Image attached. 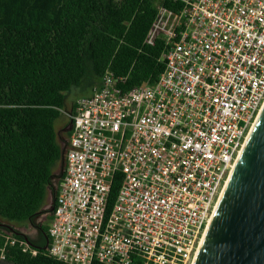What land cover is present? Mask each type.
<instances>
[{
  "label": "built area",
  "instance_id": "2783aa9c",
  "mask_svg": "<svg viewBox=\"0 0 264 264\" xmlns=\"http://www.w3.org/2000/svg\"><path fill=\"white\" fill-rule=\"evenodd\" d=\"M173 1L145 39H164L153 84L123 92L107 70L61 110L70 128L47 255L65 264H192L264 105V0Z\"/></svg>",
  "mask_w": 264,
  "mask_h": 264
},
{
  "label": "trees",
  "instance_id": "16d2710c",
  "mask_svg": "<svg viewBox=\"0 0 264 264\" xmlns=\"http://www.w3.org/2000/svg\"><path fill=\"white\" fill-rule=\"evenodd\" d=\"M159 5L181 6L173 0H0V249L4 235L16 239L5 245L3 263L65 264L47 255L51 210H43L48 191L54 204L63 176L56 122L70 90L89 95L107 70L123 78V92L157 80L164 39H145ZM120 182L118 175L110 204ZM42 212H49L37 226L43 237L11 226L31 224Z\"/></svg>",
  "mask_w": 264,
  "mask_h": 264
},
{
  "label": "water",
  "instance_id": "95a60500",
  "mask_svg": "<svg viewBox=\"0 0 264 264\" xmlns=\"http://www.w3.org/2000/svg\"><path fill=\"white\" fill-rule=\"evenodd\" d=\"M193 264H264V106L228 178Z\"/></svg>",
  "mask_w": 264,
  "mask_h": 264
},
{
  "label": "rangeland",
  "instance_id": "374dc122",
  "mask_svg": "<svg viewBox=\"0 0 264 264\" xmlns=\"http://www.w3.org/2000/svg\"><path fill=\"white\" fill-rule=\"evenodd\" d=\"M83 93H81L79 91V89L73 88L70 90V92L67 94L66 96V108L69 109L71 106V103L73 100H76L78 97L81 96H87V95H81ZM67 118L66 117H62L61 119H59L56 122V131H57V135H58V141L60 143V145L65 149L66 147V140H67V136L65 134L66 130H67ZM60 170V166H58L55 169V172L58 173ZM57 181V179H55V182ZM51 203H52V193L51 191H48L47 197H46V201H45V205L43 207L44 210H47L51 207ZM49 212H42L40 213L36 219H35V223L39 224V223H46V215ZM0 223H2L0 221ZM11 226L13 228H15L16 230H19L21 232H23L24 234L28 235V236H32V233L34 231V226L30 223H25V224H14L11 223ZM2 264H6V263H2Z\"/></svg>",
  "mask_w": 264,
  "mask_h": 264
},
{
  "label": "flooded vegetation",
  "instance_id": "af4514ba",
  "mask_svg": "<svg viewBox=\"0 0 264 264\" xmlns=\"http://www.w3.org/2000/svg\"><path fill=\"white\" fill-rule=\"evenodd\" d=\"M67 130L69 131V128H70V123H67ZM66 130V131H67ZM53 196H52V203H53ZM51 203V207L49 208L50 210L52 209V207H53V204ZM44 207V206H43ZM44 210V209H43ZM35 228H34V231H33V233H32V236H31V238H33V239H38V238H40L41 236L43 237L44 235H43V233H41L40 231H39V229H38V224H36L35 223V221L33 222V223H31ZM40 224V223H39ZM46 242H48V240H47V238H46Z\"/></svg>",
  "mask_w": 264,
  "mask_h": 264
},
{
  "label": "bare ground",
  "instance_id": "6f19581e",
  "mask_svg": "<svg viewBox=\"0 0 264 264\" xmlns=\"http://www.w3.org/2000/svg\"><path fill=\"white\" fill-rule=\"evenodd\" d=\"M264 106V105H263ZM262 109H263V107H262ZM261 109V110H262ZM261 112V111H260ZM232 172V171H231ZM231 174V173H230ZM230 176V175H229ZM229 178V177H228ZM228 181V180H227ZM224 188H225V186H224ZM224 188H223V190H224ZM223 190H222V192H223ZM221 195H222V193H221ZM221 195H220V197H221ZM220 199V198H219ZM218 204V203H217ZM217 206V205H216ZM215 209H216V207L214 208V211H215ZM214 213V212H213ZM212 216H213V214H212ZM212 216L210 217V219H209V222H208V224H207V227H206V229H205V231H204V234H203V236H202V238H201V241H200V244H201V242H202V240H203V237H204V235H205V232H206V230H207V228H208V225H209V223H210V221H211V218H212ZM200 244H199V246H198V249H199V247H200ZM198 249L196 250V254H197V252H198ZM195 254V255H196ZM196 257V256H195ZM194 260H195V258H194ZM193 263H194V261H193ZM192 263V264H193Z\"/></svg>",
  "mask_w": 264,
  "mask_h": 264
}]
</instances>
